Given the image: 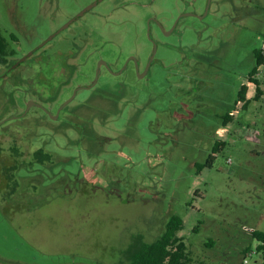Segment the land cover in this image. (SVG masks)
Returning a JSON list of instances; mask_svg holds the SVG:
<instances>
[{
	"label": "rangeland",
	"instance_id": "1",
	"mask_svg": "<svg viewBox=\"0 0 264 264\" xmlns=\"http://www.w3.org/2000/svg\"><path fill=\"white\" fill-rule=\"evenodd\" d=\"M93 1L0 0L14 50L0 63V264H129L123 249L153 241L171 215L190 264H260L242 227L264 232V64L263 94L245 109L235 100L242 83L255 93L264 0H102L72 20ZM182 9L195 15L172 28ZM79 33L107 40L94 57L154 60L72 92L94 77V57L66 76L56 56ZM37 149L49 159L28 163Z\"/></svg>",
	"mask_w": 264,
	"mask_h": 264
},
{
	"label": "trees",
	"instance_id": "2",
	"mask_svg": "<svg viewBox=\"0 0 264 264\" xmlns=\"http://www.w3.org/2000/svg\"><path fill=\"white\" fill-rule=\"evenodd\" d=\"M10 38L15 40L13 35H11ZM8 54V40L0 31V63L5 61ZM253 57L255 59L254 66L249 71L247 77L250 82L254 83L255 93L251 98H246L247 86L244 83L241 84L237 92L235 105L238 102H241L242 109L247 108L252 99H257L263 94V90L260 88V81L255 77L258 73L259 66L264 64V55L262 54L261 49H254ZM231 111L232 110H229L222 116L223 125H226L230 120H232L233 117L230 113ZM223 144L224 141L222 140L215 141L212 147V153L209 154L208 158L204 162L196 164L198 171H200L203 167L212 166L215 158L214 153L219 151ZM32 156L34 159L29 160L28 163L33 160L43 162L49 159L50 155L43 152L42 149H37L32 152ZM12 171L13 170H9L10 174L15 177L12 174ZM2 173H4V171H2ZM11 177H9L8 180H10ZM2 179L3 176L0 178V192L5 187L3 186ZM182 227L183 219L178 215H171L165 222L164 230L153 241L146 242L144 241L143 236L138 234L133 238V241L128 245V247L123 249L122 254L128 260L129 264H190L193 260V256L187 249V245L183 239L177 235V232L181 230ZM251 235L258 241H262L264 243V232L256 229ZM249 250L250 247H245L244 253H247ZM256 250L261 253L260 264H264V245L258 244L256 246Z\"/></svg>",
	"mask_w": 264,
	"mask_h": 264
},
{
	"label": "flooded vegetation",
	"instance_id": "3",
	"mask_svg": "<svg viewBox=\"0 0 264 264\" xmlns=\"http://www.w3.org/2000/svg\"><path fill=\"white\" fill-rule=\"evenodd\" d=\"M101 1L102 0H94L91 3L93 4L95 2L94 5H92L88 9H85L86 7L82 9L81 11L84 10V12L81 13L80 11L77 16L72 18V20L78 19L86 11L99 5ZM129 2H134V1L131 0L125 1V3L127 4H129ZM125 3L123 4L126 5ZM141 4H145V3H141ZM187 13H192V15H195V12L193 13V11L188 12L186 9L180 10L173 21L175 23L172 28H175L174 26L178 23V21L182 19L183 16L189 15ZM149 18H150L149 19L150 23L151 21L154 22L155 24L156 22L159 23L157 18L153 16ZM97 41L98 40L85 33L83 34L79 33L77 35H74L70 40V48L59 51L58 56H56L55 68L57 69V71L59 70L60 73L65 74L67 76L73 73V71L72 72L70 71L71 67L75 68V65H77V68H81L89 59H93L94 57L91 55L92 50L90 49V47L92 45H94L93 52H96L98 50H101L102 46H105L107 44V40L105 38H100L99 41L98 42ZM71 45L72 46L74 45V47L71 48ZM84 51H87V53L89 54H84V55L80 54V52H84ZM13 54H14V50L12 49L9 50V54L6 56V58L10 57ZM153 54L151 52L150 55L144 60V62L141 61L140 57L137 55L136 51L134 50L123 53L122 49H119V51H116V55L109 59L101 55L95 56L94 77L88 80L87 82L75 81L72 86V92H76L78 90H83V89L85 90L90 89L96 84L98 76L102 72H106L112 75H121V74H135V73L139 74L141 71L143 72L145 70L146 73L154 60L155 55L153 56ZM6 58L3 63L8 62ZM82 76H84V73L82 71L74 74V77L76 78H81Z\"/></svg>",
	"mask_w": 264,
	"mask_h": 264
},
{
	"label": "built area",
	"instance_id": "4",
	"mask_svg": "<svg viewBox=\"0 0 264 264\" xmlns=\"http://www.w3.org/2000/svg\"><path fill=\"white\" fill-rule=\"evenodd\" d=\"M260 49H261L262 54L264 55V39L262 40ZM238 103H241V102H238ZM235 111L237 112V110H235ZM230 113L233 114L232 111ZM242 229H243L244 232H247V233H250V234H252L256 230L255 228L249 227V226H243ZM258 244L264 245V243L262 241H258ZM250 253H254V252L252 250H249L246 254L250 255ZM256 253H259L260 256H261V253L259 251L256 250ZM246 262H247V259L244 258L243 259V263H246Z\"/></svg>",
	"mask_w": 264,
	"mask_h": 264
},
{
	"label": "crops",
	"instance_id": "5",
	"mask_svg": "<svg viewBox=\"0 0 264 264\" xmlns=\"http://www.w3.org/2000/svg\"><path fill=\"white\" fill-rule=\"evenodd\" d=\"M259 70H260V66H259V68H258V73H259ZM258 73L255 75V77L258 79ZM259 80V79H258ZM260 88H261V86H260ZM262 89V88H261ZM253 96V92H252V90H248V93H246V98H251ZM222 129H226V128H222ZM220 130H221V128H218L217 130H216V134L219 136V137H221V135H222V133H220ZM220 140H222V139H220ZM223 141V140H222ZM258 245V244H257Z\"/></svg>",
	"mask_w": 264,
	"mask_h": 264
},
{
	"label": "water",
	"instance_id": "6",
	"mask_svg": "<svg viewBox=\"0 0 264 264\" xmlns=\"http://www.w3.org/2000/svg\"><path fill=\"white\" fill-rule=\"evenodd\" d=\"M94 4H95V2H94L93 4L88 5L85 9L90 8V7H91L92 5H94ZM82 12H84V10L81 11V13H82ZM187 14L192 15V13H187ZM154 48H155V46H154ZM153 53H154V51H153Z\"/></svg>",
	"mask_w": 264,
	"mask_h": 264
}]
</instances>
